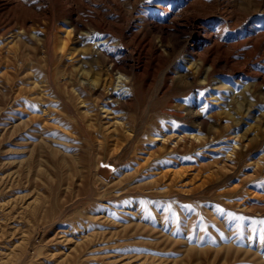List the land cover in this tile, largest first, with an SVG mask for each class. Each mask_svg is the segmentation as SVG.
<instances>
[{"label":"rangeland","instance_id":"obj_1","mask_svg":"<svg viewBox=\"0 0 264 264\" xmlns=\"http://www.w3.org/2000/svg\"><path fill=\"white\" fill-rule=\"evenodd\" d=\"M262 221L264 0H0V264H264Z\"/></svg>","mask_w":264,"mask_h":264},{"label":"bare ground","instance_id":"obj_2","mask_svg":"<svg viewBox=\"0 0 264 264\" xmlns=\"http://www.w3.org/2000/svg\"><path fill=\"white\" fill-rule=\"evenodd\" d=\"M93 34V33H92ZM64 44V43H63ZM60 49H62L63 48V45L61 44V46L59 47ZM108 73V72H107ZM116 73V72H115ZM114 73V74H115ZM119 74H118V76L117 77H122L123 76V74L122 73H120V72H118ZM123 78V77H122ZM83 84H84V82H82ZM86 83V82H85ZM103 87V86H102ZM101 87V88H102ZM107 89V88H106ZM100 91H102V90H100ZM103 97H105V98H109V97H111L109 100L107 99V103L108 102H110L111 104H112V102H114V99L112 98V97H114V93H113V91H110V90H106V91H103V93L101 94ZM102 96H101V98H102ZM117 97V96H116ZM105 102V101H104ZM110 104V105H111ZM110 107V106H109ZM115 124V123H114Z\"/></svg>","mask_w":264,"mask_h":264},{"label":"snow or ice","instance_id":"obj_3","mask_svg":"<svg viewBox=\"0 0 264 264\" xmlns=\"http://www.w3.org/2000/svg\"><path fill=\"white\" fill-rule=\"evenodd\" d=\"M261 223H264V221H262Z\"/></svg>","mask_w":264,"mask_h":264}]
</instances>
